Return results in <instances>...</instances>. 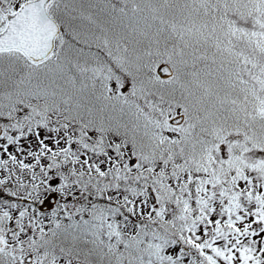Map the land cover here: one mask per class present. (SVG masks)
<instances>
[{
	"label": "snow or ice",
	"instance_id": "6c2138e0",
	"mask_svg": "<svg viewBox=\"0 0 264 264\" xmlns=\"http://www.w3.org/2000/svg\"><path fill=\"white\" fill-rule=\"evenodd\" d=\"M0 264H264V0H0Z\"/></svg>",
	"mask_w": 264,
	"mask_h": 264
}]
</instances>
